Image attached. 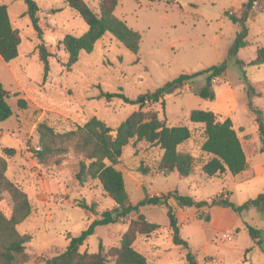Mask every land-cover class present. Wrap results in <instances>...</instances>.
<instances>
[{
	"label": "rangeland",
	"instance_id": "obj_1",
	"mask_svg": "<svg viewBox=\"0 0 264 264\" xmlns=\"http://www.w3.org/2000/svg\"><path fill=\"white\" fill-rule=\"evenodd\" d=\"M86 1L99 13V0ZM36 2L40 7L42 35L25 13L28 9L25 0H0V5H8L12 24L19 29L22 39L16 59L7 63L0 57V80L10 92L8 103L12 108V116L0 120V155L8 161V178L27 192L33 205L30 217L17 226L21 233L32 236L26 247L30 260L25 264H44L46 258L64 251L70 238L80 235L103 211L115 207L98 179L88 177L80 182L77 178L84 156L76 149L74 140L52 139L55 147L66 146L67 150L55 152L49 163L38 161L34 152L40 149L38 126L43 122L55 133H63L96 116L115 130L130 113L142 109L157 112L168 125L189 126L192 136L178 149L195 157L193 176L160 172L157 165L163 150L158 145L142 140L124 147L117 168L124 174L133 203L146 193L160 195L176 189L196 200H210L226 188L235 204L264 193V174L254 172V159L261 156L257 146L261 138L258 124L253 123L256 116L248 105L251 100L264 112V65L250 64L257 48L264 47V0L254 2L247 21V39L251 44L241 48L236 56L230 55V49L242 27L230 16H240L247 0H119L116 16L142 35L138 53L106 33L92 52L82 51L78 62L71 67L67 65L68 54L61 40L67 33L84 34L88 30L87 22L64 0ZM42 44L52 52L46 82L38 49ZM221 64H226V73L212 84L229 85L219 87V91L212 87L216 96L223 88L234 92L237 107L233 120L245 143L249 164L246 178L235 182L230 176L222 180L208 177L202 171L203 163L209 159L201 149L204 125L192 123L189 114L193 109L204 108V98L198 89L205 84L206 75L173 86L163 98L164 105L161 100L156 102L146 96L183 73ZM100 88L121 91L133 103L120 98L99 99ZM19 98L26 99V108L19 107ZM5 147H14L16 153L5 154ZM55 159H60V163H55ZM141 168L147 173L143 174ZM203 173L210 178L208 181H202ZM81 202L93 205L95 211L81 207ZM0 208L11 215L13 201L6 191ZM202 208L189 205L187 209L177 207L174 211L182 236L189 239V249L173 243L165 205L146 204L140 208L149 221L161 224L158 231L140 235L134 243L147 257V264H188L189 252L195 255L197 264H264V211L250 207L237 213L241 219L228 230L212 223L211 207ZM135 217L137 214L132 213L118 222L97 226L80 251L97 252L100 242L106 249L118 245ZM247 224L261 230V244L252 239Z\"/></svg>",
	"mask_w": 264,
	"mask_h": 264
},
{
	"label": "trees",
	"instance_id": "obj_2",
	"mask_svg": "<svg viewBox=\"0 0 264 264\" xmlns=\"http://www.w3.org/2000/svg\"><path fill=\"white\" fill-rule=\"evenodd\" d=\"M28 9L25 12L29 15L33 26L39 35L43 29L39 25L38 13L40 7L36 0H25ZM69 6L77 10L88 24V30L78 36L67 33L61 40L65 51L68 54V67L73 66L79 60L82 51L92 52L97 41L106 33H111L117 40L122 42L130 51L138 53L142 41L139 31L131 28L126 21L115 14L119 0H99V13H96L86 0H64ZM157 1V0H150ZM255 0H247L240 16L231 15L235 22H238L242 30L238 33L235 45L230 49V55L236 56L237 52L248 45L251 41L247 39V21L252 15ZM57 11V10H56ZM19 29L12 24L7 4L0 5V56L5 62H11L19 56L21 44ZM39 57L44 65L43 78L46 82L50 72V57L52 52L46 44L38 47ZM237 63H242L236 59ZM251 65H264V47H258L256 56L250 61ZM226 73V64L214 65L210 68L193 73H183L165 85L158 87L146 94L147 98L153 101H162L166 93L172 90L176 84H187L194 81L200 75H206V82L198 89V93L204 99L214 100L216 93L212 87L215 78ZM10 92L0 80V120H7L12 116V108L8 103ZM108 101L120 98L125 102L133 103L125 93L109 92L100 88L97 96ZM18 105L26 108L27 101L24 98L18 99ZM252 112L256 116L259 127V135L262 141L261 151L264 152V112L248 102ZM192 123L204 125L205 140L201 145L203 152L209 155V159L203 163L202 171L209 177L229 171L236 175L247 171L249 164L241 139L233 127L230 117H222L212 110L193 109L189 114ZM40 132V149L34 152L40 163H49L55 152L62 153L67 150L66 146L55 147L52 139L60 137L62 141L74 140L77 150L83 153L84 159L80 161V168L77 178L84 182L88 177L98 179L104 191L115 202L113 209L103 211L100 217L95 218L88 227L78 236L70 238L64 251L44 260V264H147V257L138 251L134 243L140 235H150L161 228V224L149 221L140 212V208L146 204H161L167 207L169 227L172 230L173 243L178 246L190 248L188 238L181 234L179 219L169 203L175 199L182 206L195 205L198 208L212 207L215 205L229 207L236 213H242L250 207L259 208L264 211V193L255 198H250L241 204H235L229 197L222 193L210 200H196L192 196L183 195L177 189L166 194L146 195L137 203L130 199L126 188L123 172L117 168L120 157L125 146L133 141L145 140L153 145H158L163 154L158 162L157 169L169 175L177 172L182 177L191 176L195 168V157L188 152L179 151L180 144L189 140L192 130L187 125H168L161 120L157 112L136 110L130 113L114 130L103 120L93 116L85 124H77L76 128L63 133H55L53 128L46 123L38 126ZM4 153L14 155V147H5ZM55 159V163H60ZM8 161L0 155V201L6 191L11 195L13 208L11 215H6L0 208V264H25L30 260L26 252L27 243L32 236L28 233H21L17 226L30 217L33 212L31 200L23 189L8 178L6 171ZM143 174L147 173L141 168ZM80 206L95 211L93 205L81 202ZM136 213L137 217L132 218L128 228L122 234L118 245L108 249L100 242L97 252H81L80 247L87 238L95 232L99 225L118 222L120 219ZM210 219V216H207ZM247 229L252 239L257 244L262 243L261 230L247 224ZM188 264H197L195 255L189 252L187 255Z\"/></svg>",
	"mask_w": 264,
	"mask_h": 264
},
{
	"label": "crops",
	"instance_id": "obj_3",
	"mask_svg": "<svg viewBox=\"0 0 264 264\" xmlns=\"http://www.w3.org/2000/svg\"><path fill=\"white\" fill-rule=\"evenodd\" d=\"M228 85L229 84L227 82H225V83L222 82L218 87H215L212 84V86L216 89V91H219V89H218L219 87H222V86L228 87ZM229 98L231 100H233V102L231 100L228 102L227 99H229ZM234 99H235L234 92L231 89H229V88H223L220 92H218L215 100L204 99V104L205 105H204L203 109L212 110L215 113L221 115L222 117H230L232 119V122H233V127L237 131L236 124L234 123V120H233V113H234V110L237 107V104H236ZM253 123L257 124V120L255 119L253 121ZM237 133H238V131H237ZM238 135H239V137L241 139L243 148L245 150V143L243 142V139H242V137L240 136L239 133H238ZM246 141H249V140L246 139ZM182 144H184V143H182ZM182 144H180V146ZM257 146L259 148H261L262 141ZM245 153H246V151H245ZM258 154L259 155L261 154V156H257L254 159V162H255L254 163V172H255V174H260L261 175V174H264V152L259 150ZM246 174H247V171H245L243 173L236 174V175L230 173L229 171H226V172H223L221 174H217L215 176H212V178H218V179H222V180H227L228 177L230 176L231 180L233 182H235V181H238V179L246 178ZM201 175H202L201 176L202 177V181H208L210 179V178H207L204 173L201 174ZM191 176H193V175H191ZM222 193L225 195V197H229V190L228 189L224 188ZM169 203L174 208V211H175V209L177 207L179 209H187L188 208V206L180 205L173 198L169 200ZM205 208H207V207H203L202 209H205ZM176 215H177V213H176ZM211 215H212V218H211L212 223L216 227L224 228V229H228V230L231 229L235 224H237L239 222V220L241 219L240 214H237L231 208L222 207V206H219V205H215V206L211 207Z\"/></svg>",
	"mask_w": 264,
	"mask_h": 264
},
{
	"label": "water",
	"instance_id": "obj_4",
	"mask_svg": "<svg viewBox=\"0 0 264 264\" xmlns=\"http://www.w3.org/2000/svg\"><path fill=\"white\" fill-rule=\"evenodd\" d=\"M142 99H144V97Z\"/></svg>",
	"mask_w": 264,
	"mask_h": 264
}]
</instances>
